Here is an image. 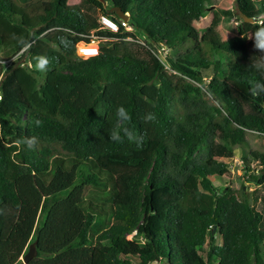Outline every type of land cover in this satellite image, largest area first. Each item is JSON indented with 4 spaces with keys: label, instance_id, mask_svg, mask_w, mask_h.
<instances>
[{
    "label": "trees",
    "instance_id": "obj_1",
    "mask_svg": "<svg viewBox=\"0 0 264 264\" xmlns=\"http://www.w3.org/2000/svg\"><path fill=\"white\" fill-rule=\"evenodd\" d=\"M71 1L0 0V19L27 34L22 44L0 31V264H21L31 244L29 264H264V152L242 155L254 191L213 181L249 133L264 136V93H250L264 83L251 39L264 0H254L255 22L236 24L214 0ZM115 8L146 46L173 51L166 64L153 57L152 68L128 46L136 34ZM208 12L213 27L231 25L222 46L199 42L187 22ZM103 16L120 31L103 28ZM93 41L112 46L81 58L78 45ZM118 104L144 135L139 145L108 138Z\"/></svg>",
    "mask_w": 264,
    "mask_h": 264
},
{
    "label": "rangeland",
    "instance_id": "obj_2",
    "mask_svg": "<svg viewBox=\"0 0 264 264\" xmlns=\"http://www.w3.org/2000/svg\"><path fill=\"white\" fill-rule=\"evenodd\" d=\"M22 4L29 3L34 4L37 0H19ZM81 4V0H72L71 5H79ZM213 9H221V10H233L235 12V18L233 22L236 24L235 20L242 19L245 22L253 23L255 22V15L258 10V6L254 0H247V5L242 6L241 8L237 6L235 0H214ZM112 11V10H111ZM111 18V16H110ZM213 15L212 12H208L205 17L200 20H188L187 22L193 26L197 33L199 42L204 41H212L217 43L218 45H224L232 36L233 32L231 31V25L228 23H223L218 28L212 26ZM0 31L8 34L9 36L15 37L16 40L22 44H24L27 40V34L22 30L14 28L12 25H9L5 20L0 19ZM127 31L136 34V37L128 39V46L141 58L146 60L150 66L153 68L154 66V58L159 59L163 64H166V59L168 56L173 54V51L161 48V49H151L149 46H146L144 43V39L138 34L136 30L128 29ZM96 44L100 46H112L108 42L96 41ZM224 70L228 69V63H223ZM167 76L173 81L175 84H180L181 76L175 72H172L168 67ZM213 75V71H205L206 80H209ZM248 144L245 147H237L234 153V157L231 160H224L229 164V173H227L224 177L213 178L214 184L219 189H229L235 191L236 194H239V190L243 187L246 192H252L255 190L256 186L252 183L246 182V172L244 169V164L242 160V155L249 154L250 151H261L264 152V136H260L255 133H249L247 137ZM261 195L264 197V189L260 191ZM158 264V263H154Z\"/></svg>",
    "mask_w": 264,
    "mask_h": 264
},
{
    "label": "clouds",
    "instance_id": "obj_3",
    "mask_svg": "<svg viewBox=\"0 0 264 264\" xmlns=\"http://www.w3.org/2000/svg\"><path fill=\"white\" fill-rule=\"evenodd\" d=\"M253 40L254 48L259 52V57L253 61L252 66L257 70L264 72V27H260L251 38ZM36 69L40 71H46L49 60L44 56H37L36 58ZM250 93L252 96L256 97L260 93H264V83L254 82L250 88ZM96 111L98 114L103 115L102 109L97 107ZM116 125H114L109 130L108 138L115 142L123 143L124 139L127 138L130 142H135L138 145L143 142L144 135H137L133 129H131L128 124L130 123L132 117L129 111L125 108L123 104H118L115 110ZM145 122H152L155 120L153 113H148L144 118ZM41 121L37 120L36 125L40 126ZM123 125V127H121ZM26 142L29 147H33L36 144V138H26Z\"/></svg>",
    "mask_w": 264,
    "mask_h": 264
},
{
    "label": "built area",
    "instance_id": "obj_4",
    "mask_svg": "<svg viewBox=\"0 0 264 264\" xmlns=\"http://www.w3.org/2000/svg\"><path fill=\"white\" fill-rule=\"evenodd\" d=\"M100 24L103 28L109 29L110 31L113 32L120 31V26L112 18L108 16H103L100 20ZM122 26L125 27L126 30L130 28L133 29V27L129 25L128 21L122 20ZM100 48L101 46L96 44V41H93L90 44L80 43L78 45V55L84 59L97 57L100 54Z\"/></svg>",
    "mask_w": 264,
    "mask_h": 264
},
{
    "label": "water",
    "instance_id": "obj_5",
    "mask_svg": "<svg viewBox=\"0 0 264 264\" xmlns=\"http://www.w3.org/2000/svg\"><path fill=\"white\" fill-rule=\"evenodd\" d=\"M112 11H116L118 13V16L122 20H124V21H128L129 20V15L125 14L120 8L112 9ZM216 230H217L216 227H214L213 228V233H215ZM36 253H37L36 245L35 244H31L30 247H29V251L23 257L21 264H29L36 257Z\"/></svg>",
    "mask_w": 264,
    "mask_h": 264
}]
</instances>
